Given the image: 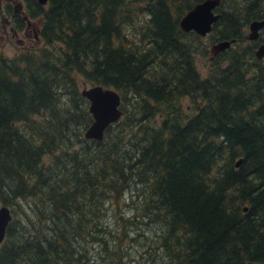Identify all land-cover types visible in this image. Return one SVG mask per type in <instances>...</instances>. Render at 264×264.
Here are the masks:
<instances>
[{
  "label": "trees",
  "instance_id": "16d2710c",
  "mask_svg": "<svg viewBox=\"0 0 264 264\" xmlns=\"http://www.w3.org/2000/svg\"><path fill=\"white\" fill-rule=\"evenodd\" d=\"M199 1L25 0L22 20L0 0V40L37 28L35 49L0 50V264H120L130 220L161 224L165 264H264L259 38L232 48L264 0H220L206 38L235 42L205 74L178 26ZM82 83L119 96L100 140Z\"/></svg>",
  "mask_w": 264,
  "mask_h": 264
},
{
  "label": "water",
  "instance_id": "95a60500",
  "mask_svg": "<svg viewBox=\"0 0 264 264\" xmlns=\"http://www.w3.org/2000/svg\"><path fill=\"white\" fill-rule=\"evenodd\" d=\"M39 4H44L46 0H36ZM220 0H201L179 18L178 26L182 32L192 31L200 37L205 36L211 29V24L218 18L219 14L213 9ZM26 20V17H23ZM28 24V23H27ZM264 27L263 19L252 20L248 24L247 39H255L258 29ZM20 43V39H16ZM229 41H219L210 46L209 52L213 56L229 47ZM257 59L264 57V44H260L254 50ZM264 75V66L262 67ZM80 95L88 102V112L91 122L86 127L83 137L85 139L100 140L105 128L118 120L121 115L119 109V96L113 89L104 88L99 85L84 86L80 90ZM243 211L245 208L242 209ZM10 219L8 208L0 207V242L3 239L5 226ZM251 264V263H248Z\"/></svg>",
  "mask_w": 264,
  "mask_h": 264
},
{
  "label": "rangeland",
  "instance_id": "374dc122",
  "mask_svg": "<svg viewBox=\"0 0 264 264\" xmlns=\"http://www.w3.org/2000/svg\"><path fill=\"white\" fill-rule=\"evenodd\" d=\"M18 1H20L22 3V0H18ZM10 5L13 7L14 3H12ZM215 12H217L216 9H215ZM9 14L10 13L5 14L6 18H7V15H9ZM22 14H24V13H22ZM33 23H35V21ZM22 27L17 30L18 34L16 37L11 38L10 33H8V34H5L4 37L0 40V44H1L0 50L3 53L7 54L8 56H11V55L18 52L19 46L21 48L29 49L30 51L32 49L36 48L35 42H36L37 38L35 40H33L31 37V34L26 37L24 35V29H22ZM244 31L247 34V32H248L247 31V25L245 26ZM192 33L194 35L188 33L186 40L191 41V39H189V37L202 38V37H199V35H197L196 33H194V32H192ZM7 38H8V40H7ZM15 38L21 39V43H16ZM258 38H259L258 42L261 41V38H264V29H262L259 32ZM203 40H205V43L207 44V48H204V51L202 53L196 54L194 56L195 66L201 74H205L207 72V70L209 68L208 67V65H209L208 60H212V55L209 52V49H210L209 45L211 43L207 38H203ZM228 41H229L230 45H232L235 42L233 40H228ZM246 41H247L246 39H243L242 41H239L237 43V45L233 44L232 48L243 47L247 43ZM263 64H264V59H261L260 65H263ZM83 86L88 87L89 85H88V83H82L81 87H83ZM187 103L188 102L185 99V100H183L181 105L186 106ZM128 208H129V206L124 207L125 210H127ZM136 226H138V223L130 220L129 227H131L132 230H130V233L128 235L130 238H132V240H127V239L125 240L123 250L126 253V258H123L122 261L120 262V264H149L150 262H147V260L149 258L154 259L155 262H153V263H155V264H165L166 262H164L165 260L162 258L161 249L158 246V236L161 232V224L159 222H152L147 226L146 229L139 230V231L134 228ZM148 239H151V242L149 243V245L146 246V242ZM143 251H145V252L143 253ZM142 258H145L143 262L141 261ZM85 264H110V263L109 262H99L98 263V262L92 261V262H86Z\"/></svg>",
  "mask_w": 264,
  "mask_h": 264
},
{
  "label": "flooded vegetation",
  "instance_id": "af4514ba",
  "mask_svg": "<svg viewBox=\"0 0 264 264\" xmlns=\"http://www.w3.org/2000/svg\"><path fill=\"white\" fill-rule=\"evenodd\" d=\"M7 2V7H8V11H6V14L10 13L9 15H7L10 19H14L15 16L16 18H20L22 20H24V11H25V0H22V3L18 0H4ZM14 3V6L12 7L10 4ZM264 20V18H263ZM8 23L10 26V21L8 20ZM248 27V25H247ZM22 29H24V35L27 37L28 35L31 34V37L33 40L36 39V34H37V28L35 27V25H33L32 23L30 24H26L24 23V26L22 27ZM262 29H264V27L258 29L257 32H260ZM11 31V37L14 38L17 36L18 32L13 31L12 29H10ZM259 36V33L257 34V38ZM263 39V38H261Z\"/></svg>",
  "mask_w": 264,
  "mask_h": 264
}]
</instances>
